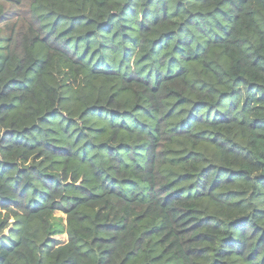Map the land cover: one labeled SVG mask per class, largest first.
<instances>
[{"label": "trees", "instance_id": "trees-1", "mask_svg": "<svg viewBox=\"0 0 264 264\" xmlns=\"http://www.w3.org/2000/svg\"><path fill=\"white\" fill-rule=\"evenodd\" d=\"M0 264H264V0H0Z\"/></svg>", "mask_w": 264, "mask_h": 264}, {"label": "rangeland", "instance_id": "rangeland-1", "mask_svg": "<svg viewBox=\"0 0 264 264\" xmlns=\"http://www.w3.org/2000/svg\"><path fill=\"white\" fill-rule=\"evenodd\" d=\"M57 216L59 218L63 219V222H65V214H63L62 212H58ZM59 243H65L67 241V236L65 234H60L54 237Z\"/></svg>", "mask_w": 264, "mask_h": 264}]
</instances>
